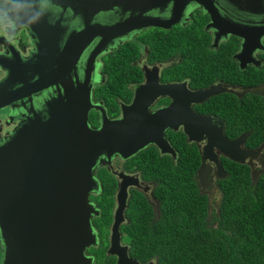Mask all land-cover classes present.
<instances>
[{
  "label": "flooded vegetation",
  "instance_id": "af4514ba",
  "mask_svg": "<svg viewBox=\"0 0 264 264\" xmlns=\"http://www.w3.org/2000/svg\"><path fill=\"white\" fill-rule=\"evenodd\" d=\"M209 1L216 6L220 17L213 20L209 12L195 1H190L183 12L179 13L177 9L174 11L175 15L179 13L178 19L167 27L136 26L139 11L114 8L100 12L94 18V22L111 27L110 35L103 42L101 37H95L83 51L76 72L71 76L68 74L65 78L68 84L72 79L75 87L78 81L82 83L85 79L88 57L101 43V52L89 71L92 107L88 113V124L91 128L101 129L104 118L118 123L124 119L127 111L129 124L133 128L130 132L131 138L146 142V145L133 155L125 157L119 152H114L111 156L100 155L96 160L93 168L96 186L89 197L92 211L87 232L94 242L85 250V255L91 259L92 264H119L120 256H128L140 264H157L158 257L145 261L139 257L141 254L135 241L166 237L162 233L163 227L169 228L174 221L181 218L182 202L178 189L182 182L184 142L195 146L199 151L200 165L194 177L198 191L206 197L209 204L208 220L214 221L213 212L215 208L218 210L223 199L221 180L228 174L221 177L216 163L210 159H205L203 166L202 153L207 139L199 142L190 141L184 131V122L192 123L194 126L193 123L198 122V116L212 117L211 125H216L218 121L225 122L215 114L210 99L225 93L243 97L246 93L244 87L226 81L228 73L231 70L244 71L251 66L261 67L264 53L263 39L261 41L263 49H256L252 53L253 60L258 61L260 65L246 58L243 60L235 58V55L243 50V40L226 31L232 27L231 20L252 27H262L264 13L260 17L249 13L250 11L238 12L231 8L230 0ZM38 3L43 5L42 0H38ZM13 4L11 0H0V58L9 59L17 54L22 58L20 59L22 64L38 53V44L45 37V33H40L41 28L36 26L39 20H35L33 21L35 31L21 25L10 29L7 34L6 28L15 26L12 25L13 19L14 22L20 21L18 20L21 16L20 11L14 10ZM175 4L171 1L163 8H153L142 15L168 22L173 19L172 7ZM219 7H222V10L218 9ZM42 10L53 14L48 15V21L52 23L58 21L60 13L58 9H50L51 13ZM69 14L70 12L65 13L61 20L63 31L60 30L56 34L61 38V44L72 30L79 29L75 24L77 19L71 20ZM230 15L242 18L236 16L231 18ZM213 23L220 29L213 27ZM188 27L192 31L196 27L204 32L206 39H210L180 41L181 33ZM216 32L220 33L217 41ZM111 53L117 67L113 74V86L108 88L109 75L106 72L105 60ZM34 61L36 62V59ZM229 64H232V68ZM46 71L49 77V69L46 70L44 66L35 63L31 81L38 80ZM5 75L0 69V80ZM214 85L227 87L228 90L203 102L194 100L195 92ZM61 88L59 84L33 90L32 87L24 88V82L21 81H17L9 89L2 88L1 92L16 91L15 96L21 97L0 110V136L6 137L5 134L13 126L21 128L29 118L38 116L43 120L48 119L49 105L51 107L60 91L64 95V89ZM259 90L257 87L251 88V91ZM220 122L218 126H221ZM223 126L226 133V122ZM120 132L126 133L124 129L117 130V133ZM238 136L228 137L235 139ZM5 137H0V142L6 140ZM243 148L256 150L259 147L250 148L244 144ZM162 149L171 151L164 152ZM215 152L218 153L217 150ZM222 158L227 157L220 155L221 163ZM263 160L264 149L252 161L247 159L243 164L250 167L251 175L254 169L255 174L260 172V175L264 170ZM32 173V188L35 190L34 198L38 205V193L42 190L49 191L45 161L41 160L33 165ZM45 180L48 181L47 188H44ZM104 192H111L109 201H105ZM166 235L171 238L172 233L169 229Z\"/></svg>",
  "mask_w": 264,
  "mask_h": 264
},
{
  "label": "water",
  "instance_id": "95a60500",
  "mask_svg": "<svg viewBox=\"0 0 264 264\" xmlns=\"http://www.w3.org/2000/svg\"><path fill=\"white\" fill-rule=\"evenodd\" d=\"M11 1L14 2L13 9L19 10L21 16L18 19L20 21L14 22L13 19L12 25L15 26H8L7 34L10 29L21 25L33 31L39 26L40 33H45V37L38 44V53L22 64V58L17 54L9 59L0 58V69L6 74L0 80V110L21 97L15 96L16 91L1 92L2 88L9 89L17 81L24 82V88L32 87L33 90L60 84L64 95L60 91L51 107L49 105L48 119L43 120L38 116L29 118L21 128L13 126L5 134L6 137L0 136L6 139L0 142V264H92L91 259L85 255V250L94 242L87 232L92 211L89 197L96 186L93 170L96 160L100 155L111 156L114 152L127 157L146 145V142L131 138L130 132L133 128L129 124L127 111L124 119L118 123L104 118L101 129L91 128L88 124V113L92 107L89 71L101 52V43L88 57L84 81H78L77 87L72 79L69 84L66 82L65 78L76 72L83 51L95 37H101L103 42L112 31L111 27L95 23L94 18L100 12L120 8L140 12L136 26L167 27L178 19V14L185 10L190 1H195L209 12L213 20L220 17V13L209 0H42L43 5L38 0ZM171 1L176 3L172 7L174 15L171 21L164 22L142 15L150 9L163 8ZM230 4L238 12L250 11L249 13L260 17L264 13V0H230ZM41 7L49 12L52 8L58 9V21H48V15L53 14L47 13ZM176 9L179 13L175 15ZM218 9L222 10V7ZM67 12H70L71 20L77 19L75 24L79 29L72 30L61 44L62 40L56 34L63 31L60 24ZM35 20H39L36 26L33 22ZM212 25L220 29L215 23ZM231 25V29L226 32L243 40V50L235 58H246L260 65L253 60L252 53L256 49H263L261 41L264 39V26L252 27L233 20ZM218 37L220 33L216 32V41ZM35 63L49 69V77L46 71L38 80L32 82L31 72ZM261 87L263 86L257 88ZM227 90V87L214 85L195 92L194 100L203 102ZM243 90L249 92L251 88L244 87ZM212 119L198 116V122L193 123L194 126L184 122V131L190 141L207 139L202 153L203 166L205 159L214 161L218 174L224 177L227 172L219 159L220 155L245 163L247 159L252 161L263 151L264 145L256 150L243 148L249 132L231 139L225 133V122L218 121L221 126L217 125L218 122L211 125ZM122 129L126 131L125 134L117 133V130ZM41 160L46 163L45 174L49 178V191L42 190L38 193L37 205L35 190L32 188V167ZM249 164L251 165L250 162ZM255 171L256 169L252 170L253 182L260 173L255 174ZM48 181L45 180L44 188H47ZM119 264L140 263L128 256H120Z\"/></svg>",
  "mask_w": 264,
  "mask_h": 264
},
{
  "label": "trees",
  "instance_id": "16d2710c",
  "mask_svg": "<svg viewBox=\"0 0 264 264\" xmlns=\"http://www.w3.org/2000/svg\"><path fill=\"white\" fill-rule=\"evenodd\" d=\"M209 39L196 27L193 31L184 28L179 37L182 42ZM262 58L261 67L231 70L226 80L249 88L263 86L259 91L246 92L243 97L225 93L210 99L215 114L226 122V134L235 137L249 132L245 145L250 148L264 145V53ZM105 67L109 75L107 87L112 88L117 67L113 53L106 57ZM222 164L228 175L221 180L222 203L218 210L215 208L214 221L210 222L209 204L198 191L194 177L200 154L195 146L184 142L178 189L181 218L171 228L163 227L166 237L135 241L143 261L158 257L157 264H264V170L253 182L247 164L228 158H222ZM103 196L109 201L111 192ZM168 229L171 238L166 235Z\"/></svg>",
  "mask_w": 264,
  "mask_h": 264
}]
</instances>
